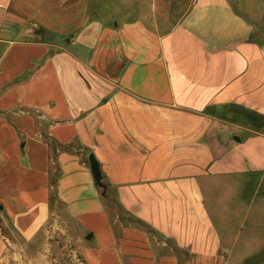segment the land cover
I'll return each instance as SVG.
<instances>
[{"label": "crops", "instance_id": "0c3cea01", "mask_svg": "<svg viewBox=\"0 0 264 264\" xmlns=\"http://www.w3.org/2000/svg\"><path fill=\"white\" fill-rule=\"evenodd\" d=\"M57 205L83 264H264V42L229 0H0V264Z\"/></svg>", "mask_w": 264, "mask_h": 264}, {"label": "rangeland", "instance_id": "374dc122", "mask_svg": "<svg viewBox=\"0 0 264 264\" xmlns=\"http://www.w3.org/2000/svg\"><path fill=\"white\" fill-rule=\"evenodd\" d=\"M233 8L243 15L255 30L256 38L264 42V0H229ZM35 28L27 22H17L16 26ZM238 121L242 125L261 128L263 118L257 113L237 109ZM234 136L244 137L248 133L243 130H233ZM240 181H238L239 187ZM234 186H237L234 184ZM110 204V203H108ZM257 234L264 233V228L253 229ZM74 221L60 208L56 206L54 213L49 218L43 229L37 236L34 244L27 247H19L16 257L10 259L8 264H83L81 254V242ZM261 260L255 259L256 262Z\"/></svg>", "mask_w": 264, "mask_h": 264}, {"label": "water", "instance_id": "95a60500", "mask_svg": "<svg viewBox=\"0 0 264 264\" xmlns=\"http://www.w3.org/2000/svg\"><path fill=\"white\" fill-rule=\"evenodd\" d=\"M88 161H89L90 170L93 175V178L95 179V182L99 186L103 187V189H105V184L102 181V175H101V171L99 168V163L96 160V158L93 156V154H89Z\"/></svg>", "mask_w": 264, "mask_h": 264}]
</instances>
